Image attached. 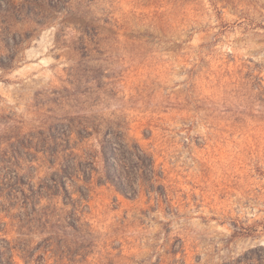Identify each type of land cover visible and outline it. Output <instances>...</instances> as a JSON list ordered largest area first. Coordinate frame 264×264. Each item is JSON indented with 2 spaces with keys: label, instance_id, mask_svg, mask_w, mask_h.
Listing matches in <instances>:
<instances>
[{
  "label": "rangeland",
  "instance_id": "obj_1",
  "mask_svg": "<svg viewBox=\"0 0 264 264\" xmlns=\"http://www.w3.org/2000/svg\"><path fill=\"white\" fill-rule=\"evenodd\" d=\"M0 264H264V0H0Z\"/></svg>",
  "mask_w": 264,
  "mask_h": 264
},
{
  "label": "trees",
  "instance_id": "obj_2",
  "mask_svg": "<svg viewBox=\"0 0 264 264\" xmlns=\"http://www.w3.org/2000/svg\"><path fill=\"white\" fill-rule=\"evenodd\" d=\"M14 153L19 155V151H17V150L14 151ZM70 155L71 156H76V154L74 152H72ZM15 165L17 166V163ZM64 190H65V188H64ZM29 192H30V195H26L25 194V199L28 200V201L29 200L35 201V199H37V197H41V195H42L41 193L39 194L36 190H34V188L30 189Z\"/></svg>",
  "mask_w": 264,
  "mask_h": 264
}]
</instances>
